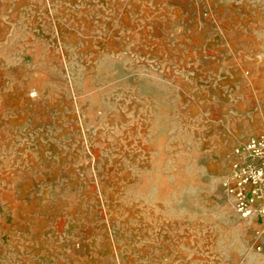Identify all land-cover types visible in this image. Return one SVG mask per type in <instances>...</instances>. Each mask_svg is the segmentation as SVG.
<instances>
[{
  "label": "rangeland",
  "instance_id": "obj_1",
  "mask_svg": "<svg viewBox=\"0 0 264 264\" xmlns=\"http://www.w3.org/2000/svg\"><path fill=\"white\" fill-rule=\"evenodd\" d=\"M259 133L264 0H0V264H264Z\"/></svg>",
  "mask_w": 264,
  "mask_h": 264
},
{
  "label": "built area",
  "instance_id": "obj_2",
  "mask_svg": "<svg viewBox=\"0 0 264 264\" xmlns=\"http://www.w3.org/2000/svg\"><path fill=\"white\" fill-rule=\"evenodd\" d=\"M227 159L230 166L223 188L228 202L242 220L260 222L264 236V133L232 148Z\"/></svg>",
  "mask_w": 264,
  "mask_h": 264
}]
</instances>
